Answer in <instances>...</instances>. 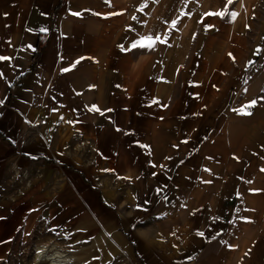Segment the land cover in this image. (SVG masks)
<instances>
[{
	"label": "crops",
	"instance_id": "obj_1",
	"mask_svg": "<svg viewBox=\"0 0 264 264\" xmlns=\"http://www.w3.org/2000/svg\"><path fill=\"white\" fill-rule=\"evenodd\" d=\"M0 57V264H264V0H0Z\"/></svg>",
	"mask_w": 264,
	"mask_h": 264
},
{
	"label": "rangeland",
	"instance_id": "obj_2",
	"mask_svg": "<svg viewBox=\"0 0 264 264\" xmlns=\"http://www.w3.org/2000/svg\"><path fill=\"white\" fill-rule=\"evenodd\" d=\"M47 242H52L48 245L56 244L61 249L60 252L63 255L75 257L76 261L72 264H138L136 259L130 257L123 249L116 248L115 254L109 256L106 251L100 250L98 252L92 248L94 244L89 239L75 243L62 235H56L54 233L46 234L45 231L40 230L37 231L35 238L33 237L29 243L21 247L19 256H16L14 264H47L34 262L37 246H44L43 243L46 244ZM101 242L104 244L107 243V240L101 238Z\"/></svg>",
	"mask_w": 264,
	"mask_h": 264
},
{
	"label": "snow or ice",
	"instance_id": "obj_3",
	"mask_svg": "<svg viewBox=\"0 0 264 264\" xmlns=\"http://www.w3.org/2000/svg\"><path fill=\"white\" fill-rule=\"evenodd\" d=\"M234 2V0H227V4L228 5H231L232 3ZM73 15H79L78 13H72ZM113 15H116L118 13H112ZM229 15L231 19H235L236 16H237V13L236 12H228V9L227 7H225V9L223 11H219V12H208V13H205L204 16L205 17H210V16H219L221 18H223L225 15ZM181 15H184V13H181ZM133 19L135 20L136 18L133 17ZM203 22V18L201 20V23ZM178 23V21L176 20H173L172 21V25H171V28H175L176 24ZM205 27V31L207 32L211 27H213L212 25H207L205 24L204 25ZM41 31H45V29H41ZM167 36H168V33H165L164 35V39L161 40V38L159 36H157L155 38L156 41L160 42V43H166L167 41ZM137 46L141 47V48H152L154 46V41L151 37H148L146 38V41L145 40H139V41H134L131 45H130V48H125L123 45H121V50L122 51H128V50H131V48H136ZM260 52V49H257L255 51L254 54H258ZM231 55V54H230ZM11 59L10 57H0V61H3V60H9ZM75 63H79V61H76ZM75 63L72 65V67H75ZM253 62L249 61V65H251ZM70 69L69 68H65V69H62L63 72H67L69 71ZM260 100H264V97H260L259 98ZM257 104V101L256 100H253L251 103H249L248 105H246L243 109L241 110H233V111H239L240 114H247V115H251V112L248 111L249 109H251L252 107H254L255 105ZM93 110H97L98 109H95V106H93ZM108 111H111V109H109ZM63 119V118H62ZM120 129H117V131H119ZM127 134V133H126ZM152 167H156V165H152ZM207 171V170H206ZM261 171H264V169H261ZM155 175V174H154ZM210 183V181H209ZM250 183V181H249ZM157 191L159 192L160 189H157ZM245 222H248L247 220H245ZM202 235V234H201Z\"/></svg>",
	"mask_w": 264,
	"mask_h": 264
},
{
	"label": "bare ground",
	"instance_id": "obj_4",
	"mask_svg": "<svg viewBox=\"0 0 264 264\" xmlns=\"http://www.w3.org/2000/svg\"><path fill=\"white\" fill-rule=\"evenodd\" d=\"M55 245L37 246L35 250V263H47V264H72L76 261V258L71 256L67 257L63 255Z\"/></svg>",
	"mask_w": 264,
	"mask_h": 264
},
{
	"label": "trees",
	"instance_id": "obj_5",
	"mask_svg": "<svg viewBox=\"0 0 264 264\" xmlns=\"http://www.w3.org/2000/svg\"><path fill=\"white\" fill-rule=\"evenodd\" d=\"M39 50H40V46L37 47V49H36V53H35V56L37 55V53H38Z\"/></svg>",
	"mask_w": 264,
	"mask_h": 264
}]
</instances>
